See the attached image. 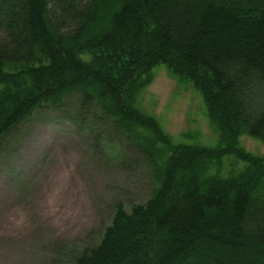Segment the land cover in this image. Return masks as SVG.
<instances>
[{
    "label": "trees",
    "instance_id": "1",
    "mask_svg": "<svg viewBox=\"0 0 264 264\" xmlns=\"http://www.w3.org/2000/svg\"><path fill=\"white\" fill-rule=\"evenodd\" d=\"M162 65L202 96L218 147L173 144L138 109ZM70 99L135 143L156 185L66 264H264V157L240 143L264 142V0H0V141Z\"/></svg>",
    "mask_w": 264,
    "mask_h": 264
},
{
    "label": "rangeland",
    "instance_id": "2",
    "mask_svg": "<svg viewBox=\"0 0 264 264\" xmlns=\"http://www.w3.org/2000/svg\"><path fill=\"white\" fill-rule=\"evenodd\" d=\"M136 105L173 144L216 148L202 96L164 65ZM45 108L0 141V264H66L95 246L115 207L144 204L155 178L149 159L112 122L77 119L79 102ZM93 126V127H90ZM264 157V142L240 138ZM234 159H225V174ZM244 163H236L242 167Z\"/></svg>",
    "mask_w": 264,
    "mask_h": 264
}]
</instances>
